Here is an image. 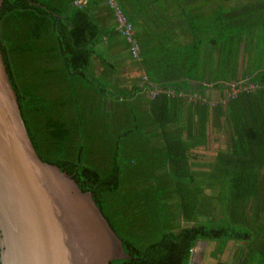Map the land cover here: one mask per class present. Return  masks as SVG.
Listing matches in <instances>:
<instances>
[{
	"label": "trees",
	"instance_id": "obj_1",
	"mask_svg": "<svg viewBox=\"0 0 264 264\" xmlns=\"http://www.w3.org/2000/svg\"><path fill=\"white\" fill-rule=\"evenodd\" d=\"M73 1L2 0L0 53L37 155L91 193L129 255L109 264H187L197 239L251 236L264 218V0H227L229 8L219 7L218 19L214 14L218 29L197 17L213 0H191L189 67L196 66L197 83L156 85L195 91L206 101L159 93L144 100L145 108L123 112L104 104L128 94L109 93L90 78L95 23L87 0ZM207 43L221 50L227 68L241 55L250 77L235 82L255 89L225 102L205 97L206 88L229 90L230 83L228 74L203 75L198 57ZM210 127L224 140L201 160Z\"/></svg>",
	"mask_w": 264,
	"mask_h": 264
},
{
	"label": "water",
	"instance_id": "obj_2",
	"mask_svg": "<svg viewBox=\"0 0 264 264\" xmlns=\"http://www.w3.org/2000/svg\"><path fill=\"white\" fill-rule=\"evenodd\" d=\"M123 258L129 255L91 193L37 155L0 53V264Z\"/></svg>",
	"mask_w": 264,
	"mask_h": 264
},
{
	"label": "crops",
	"instance_id": "obj_3",
	"mask_svg": "<svg viewBox=\"0 0 264 264\" xmlns=\"http://www.w3.org/2000/svg\"><path fill=\"white\" fill-rule=\"evenodd\" d=\"M114 1L117 4L119 2L124 15L132 23L134 36L140 45V56L138 60L130 58L126 42L115 31L111 8L106 0H87V10L95 23L96 33V37L90 41L93 53L89 59V75L94 80L101 78L103 84L96 83L109 93L128 94V97L122 98L121 101L113 96L107 99L104 105L108 112L113 110L123 112L127 107L136 110L146 107L144 100L149 96V88L143 81V76L153 84L159 85L186 83L191 87V83H197L191 81V66L189 67L191 13L195 12L191 10V0ZM212 2L214 4H211ZM220 2L213 0L209 4L217 19L219 7L229 8L227 0ZM216 3H220L221 6H215ZM216 7L219 8L218 11L214 10ZM234 47L232 44V48ZM220 51L219 48H212L207 43L199 54L198 61L204 64L203 74L209 79L216 73L215 62ZM221 55L220 53V57ZM233 57L232 54L231 58ZM235 60L237 62L240 60L244 65L241 55ZM233 64L234 62L230 68L232 71L236 70V74L234 76L228 74L229 82L250 77L244 75L242 65L238 68ZM221 71L220 69L218 73ZM218 81L222 83V80ZM225 91V88H206L203 94L209 99H218ZM137 98L142 99V103ZM212 138L224 140L222 135L213 133L210 127L207 142ZM252 227L253 229H250L252 234L248 238L197 239L190 250L187 264H264V218L260 217Z\"/></svg>",
	"mask_w": 264,
	"mask_h": 264
},
{
	"label": "built area",
	"instance_id": "obj_4",
	"mask_svg": "<svg viewBox=\"0 0 264 264\" xmlns=\"http://www.w3.org/2000/svg\"><path fill=\"white\" fill-rule=\"evenodd\" d=\"M85 2V0H74L73 4L79 5ZM107 4L113 9L115 28L123 36L125 42L128 45V50L130 55L138 59L139 57V44L137 39L134 37V29L131 22L126 18V16L121 12L117 3L114 0H106ZM143 81L148 84L149 89V98H154L159 93H163L168 97L178 96L185 97L188 102H205L206 99L202 97L199 93L193 92H184L182 90H174L173 88H162L156 84L148 81L146 76L142 77ZM206 86H211L207 84ZM255 85L253 83H241V82H230L229 90H226L222 96L218 99L220 102H225L228 98H234L239 92L254 90ZM214 102H211L213 104Z\"/></svg>",
	"mask_w": 264,
	"mask_h": 264
},
{
	"label": "rangeland",
	"instance_id": "obj_5",
	"mask_svg": "<svg viewBox=\"0 0 264 264\" xmlns=\"http://www.w3.org/2000/svg\"><path fill=\"white\" fill-rule=\"evenodd\" d=\"M210 9V8H209ZM208 9V11L207 12H201L199 15H197V17L198 16H204V19H205V21H207V22H209V24H210V27L212 26L211 24H214V22H215V19H214V15H213V11H211V9L209 10ZM199 11H201V9L199 10ZM198 11V12H199ZM200 21H201V19H199ZM191 21H192V24L193 25H195L196 24V20H195V18L194 17H191ZM200 21H197V24H199L200 23ZM213 28H210V29H218L217 28V26H212ZM211 32V31H210ZM215 32H219L220 34H222V33H224V32H228V30H224V32H223V29H220V30H216ZM195 33H196V37L198 36V31L196 30L195 31ZM201 36H198V39L200 38ZM201 40H202V42H204L205 41V38L202 36V38H201ZM221 58H224V57H220L219 59H218V61L216 62V64H218V70H222V72H220L221 74H231V75H235L236 74V70H234V71H232V68H230L229 70H228V68L225 66V64L222 66V63H221ZM242 62L240 61V60H238V62H237V60H235V62H234V64H233V66H236V67H240L241 65V67H243V69L245 70V67H246V63H247V61H245L244 62V65L243 64H241ZM222 66V67H221ZM231 66V65H230ZM221 67V68H220ZM196 69V66L195 65H193L192 67H191V74H194L195 73V70ZM201 70V69H200ZM203 73H204V71L203 70H201ZM199 72V71H198ZM215 72H216V70H215ZM200 73V72H199ZM199 73L197 74V75H199ZM216 73H218V72H216ZM201 74V73H200ZM202 75V74H201ZM204 75V74H203ZM206 77V76H205ZM90 78H92V77H90ZM95 81L96 82H98V83H102L103 84V81H102V79L101 78H96L95 79ZM220 138H218V139H214V138H212L211 140H208V142H207V145L203 148V149H200L199 150V152L200 153H202V154H204V156H202V158L203 159H201V160H205V159H207V158H210V157H212L214 154H215V152H216V150L219 148V147H221L222 146V144H221V140H219Z\"/></svg>",
	"mask_w": 264,
	"mask_h": 264
}]
</instances>
